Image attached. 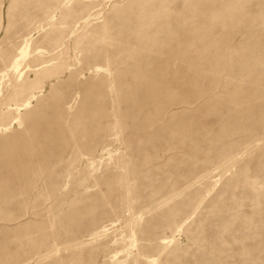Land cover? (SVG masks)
I'll list each match as a JSON object with an SVG mask.
<instances>
[{
  "label": "rangeland",
  "instance_id": "1",
  "mask_svg": "<svg viewBox=\"0 0 264 264\" xmlns=\"http://www.w3.org/2000/svg\"><path fill=\"white\" fill-rule=\"evenodd\" d=\"M0 264H264V0H0Z\"/></svg>",
  "mask_w": 264,
  "mask_h": 264
}]
</instances>
